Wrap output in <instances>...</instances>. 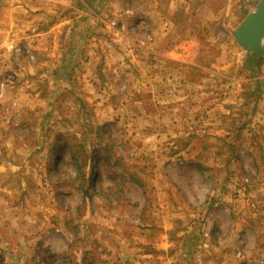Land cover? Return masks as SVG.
<instances>
[{
    "label": "rangeland",
    "instance_id": "1",
    "mask_svg": "<svg viewBox=\"0 0 264 264\" xmlns=\"http://www.w3.org/2000/svg\"><path fill=\"white\" fill-rule=\"evenodd\" d=\"M256 2L0 0V264H264Z\"/></svg>",
    "mask_w": 264,
    "mask_h": 264
},
{
    "label": "water",
    "instance_id": "2",
    "mask_svg": "<svg viewBox=\"0 0 264 264\" xmlns=\"http://www.w3.org/2000/svg\"><path fill=\"white\" fill-rule=\"evenodd\" d=\"M231 34L235 43L251 55L259 59L264 54V0L257 1Z\"/></svg>",
    "mask_w": 264,
    "mask_h": 264
},
{
    "label": "crops",
    "instance_id": "3",
    "mask_svg": "<svg viewBox=\"0 0 264 264\" xmlns=\"http://www.w3.org/2000/svg\"><path fill=\"white\" fill-rule=\"evenodd\" d=\"M139 1L141 3L140 8L143 9L142 11L144 13L152 16L156 22L157 18H159L164 13V11H166L169 14H171V13L173 14L174 12L181 11V10H182L181 12H183V14L187 11H190V13H193L194 7H193L192 3L207 2V1H212V0H169V3L165 7L162 6L161 0H139ZM176 3H178L179 5H176ZM181 3H182V5H181ZM249 58H254V59H256V61L258 60L257 57H253V55H251L250 53H248V59ZM250 65H251V63H250ZM253 77L255 78V81L258 82V83H256L257 91H261L264 95V79L259 80L258 78H260V77L255 76V74L253 75ZM263 77H264V75H263Z\"/></svg>",
    "mask_w": 264,
    "mask_h": 264
},
{
    "label": "flooded vegetation",
    "instance_id": "4",
    "mask_svg": "<svg viewBox=\"0 0 264 264\" xmlns=\"http://www.w3.org/2000/svg\"><path fill=\"white\" fill-rule=\"evenodd\" d=\"M257 55H253V57H256Z\"/></svg>",
    "mask_w": 264,
    "mask_h": 264
}]
</instances>
